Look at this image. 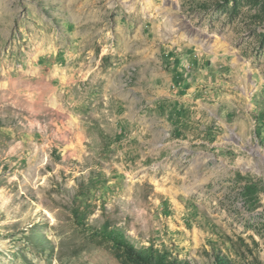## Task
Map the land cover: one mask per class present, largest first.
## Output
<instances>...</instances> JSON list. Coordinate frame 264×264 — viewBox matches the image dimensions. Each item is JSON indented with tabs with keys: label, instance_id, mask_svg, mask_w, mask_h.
<instances>
[{
	"label": "rangeland",
	"instance_id": "obj_1",
	"mask_svg": "<svg viewBox=\"0 0 264 264\" xmlns=\"http://www.w3.org/2000/svg\"><path fill=\"white\" fill-rule=\"evenodd\" d=\"M259 161L264 0H0V264H264Z\"/></svg>",
	"mask_w": 264,
	"mask_h": 264
},
{
	"label": "trees",
	"instance_id": "obj_2",
	"mask_svg": "<svg viewBox=\"0 0 264 264\" xmlns=\"http://www.w3.org/2000/svg\"><path fill=\"white\" fill-rule=\"evenodd\" d=\"M108 229H106L107 231ZM110 238L114 241V242H117V243H122L124 245H126V247H128L130 250H133L134 248L130 245L127 244L126 240L124 239V236L120 235V234H117L115 232H110L108 233ZM122 240V241H121ZM124 240V241H123ZM140 254V255H139ZM138 256H140L141 258L144 257V254L142 253H139Z\"/></svg>",
	"mask_w": 264,
	"mask_h": 264
},
{
	"label": "bare ground",
	"instance_id": "obj_3",
	"mask_svg": "<svg viewBox=\"0 0 264 264\" xmlns=\"http://www.w3.org/2000/svg\"><path fill=\"white\" fill-rule=\"evenodd\" d=\"M257 164H258V165H256L257 167H260V166L262 167L264 165V163L262 161H259Z\"/></svg>",
	"mask_w": 264,
	"mask_h": 264
}]
</instances>
